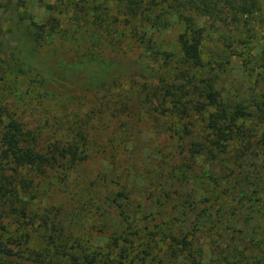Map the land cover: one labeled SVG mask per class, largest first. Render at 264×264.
I'll use <instances>...</instances> for the list:
<instances>
[{"label": "rangeland", "instance_id": "rangeland-1", "mask_svg": "<svg viewBox=\"0 0 264 264\" xmlns=\"http://www.w3.org/2000/svg\"><path fill=\"white\" fill-rule=\"evenodd\" d=\"M98 1L112 12L118 9V0ZM61 2L0 0V105L23 113L29 126L51 132L63 120L83 122L88 139L84 161L42 180L38 214L61 220L63 233L79 236L91 248L115 245L117 234L139 231L166 239L194 234L204 246L202 264L219 251L222 263L226 256L264 251V121L242 124L252 145L244 155L238 144L224 153L196 152L194 143L205 147L206 115L191 111L183 132L166 108L171 105L166 86L176 84L180 73L176 57L167 56L178 53L177 16L167 29L144 22L138 37L128 26H114V47L107 39L88 43L81 32L75 41L55 34L35 39L33 23L50 20L48 7ZM166 4L165 10L172 1ZM218 8L230 19L228 8ZM248 26L255 35L248 58L241 46L235 49V23L218 31L209 27L204 59H222L218 68L208 64L204 75L213 78L223 102L253 111L256 95L264 91V0ZM51 205L56 216L48 210ZM42 232L41 227L32 231L35 241ZM13 249L22 251L24 245ZM165 249L153 248L148 264H193Z\"/></svg>", "mask_w": 264, "mask_h": 264}, {"label": "trees", "instance_id": "trees-1", "mask_svg": "<svg viewBox=\"0 0 264 264\" xmlns=\"http://www.w3.org/2000/svg\"><path fill=\"white\" fill-rule=\"evenodd\" d=\"M171 1V7L165 10L166 3ZM221 4L229 9L230 19L229 15L223 17L224 10L218 8ZM102 5L98 0H62L60 6L50 5L51 19L39 25L33 23V36L44 39L55 34L61 41H75L77 33L81 32L84 40L97 45L104 39L114 42V26H128L138 37L137 29H141L144 22L156 30L167 29L173 23L172 16L176 15L181 27L176 37L178 53L175 56L168 52L167 56L176 57V69L179 66L180 73L176 84L166 86L171 104L166 107L167 112L183 132H187L184 119L191 111L206 115L205 147L194 143L198 146L196 152L224 153L230 149L229 145L238 144L237 150L244 155L245 149L249 150L252 145L242 124L252 119L264 121V91L256 95L253 111L242 103L232 107L223 102L213 78L204 75L208 64L218 68L222 58L215 56L211 61H205V40L209 27L218 31L235 23V49L241 46L242 54L246 52L248 58L255 36L251 31L253 27L248 26L249 18L253 9L258 8L259 0H118L116 12ZM203 18L210 22L207 25L200 23L199 19ZM63 23L72 28H62ZM26 94L30 96L31 93ZM166 94L164 100H167ZM22 114L17 109L0 105V147L7 149V153L0 154V264H148L147 256L158 244L165 246L166 254L168 250L173 256L184 255L193 264L203 263L204 246L194 234L172 235L166 239L162 234L145 236L139 231L125 232V235L119 233L113 238L115 245L91 248L84 245L79 236L63 233L62 225H59L61 220L54 221L44 211L38 214L39 198L45 190L40 187L42 180L52 171L68 172L84 161L88 139L83 122L74 125L63 120L51 132L40 126H29L22 120ZM51 206L48 210L56 216V206ZM38 227L43 228V232L35 241L32 231ZM20 245H24V250L13 249ZM220 254L219 251L207 264H264V251L251 252V256L239 253L231 259L226 256L225 263ZM158 264L164 263L158 261Z\"/></svg>", "mask_w": 264, "mask_h": 264}]
</instances>
